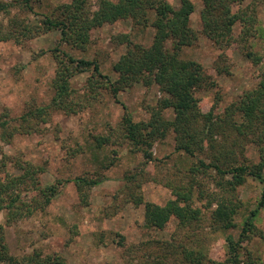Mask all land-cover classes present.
<instances>
[{
	"label": "trees",
	"instance_id": "trees-1",
	"mask_svg": "<svg viewBox=\"0 0 264 264\" xmlns=\"http://www.w3.org/2000/svg\"><path fill=\"white\" fill-rule=\"evenodd\" d=\"M48 1L0 0V14L8 19L6 23L0 21V41L23 44L44 34L60 33L57 45L49 50L57 66L50 101L43 104L30 101L17 116H12L9 110L0 112V211L6 216L5 223H0V264H69L58 253L45 254L39 250L22 257L14 256L7 244L6 227L46 212L71 181L76 185L79 204L89 207L92 190L108 179L106 171L122 159L120 149L126 148L131 154L142 153L147 163L155 162L160 159L155 157L154 146L170 134H174L176 151L193 159L184 182L171 185L174 197L165 204L147 200L142 192L146 173L145 169H140L125 173L122 192H117L115 198L122 194L127 204L143 207L144 227L149 230H164L173 218L177 220L179 231L198 228L203 208L196 201L204 198H207V209L215 206L211 216L217 228L228 231L237 227L236 215L243 206L237 197L238 188L249 177L264 182V72L258 84L243 93L222 114L215 112L217 101L205 111L203 99L197 93L208 84L209 77L204 66L185 57L183 51L194 46L200 34L220 48L247 43L257 34L258 5L264 0H252L237 11L234 7L245 0H202L200 31L191 24L196 9L193 0H177V4L171 0H70L47 8ZM44 8L47 10L42 11ZM121 20H130L137 32L151 28L154 35L149 46L137 42L132 33L118 36L119 42L127 48L113 65L117 73L115 79L102 71L98 58L77 57L60 47L85 49L94 30ZM238 23L242 24V29L236 36L234 28ZM243 50L254 64L263 60L253 50ZM86 72L91 74L80 94L73 85V78ZM136 85L158 86L164 96L156 105L148 107L149 118L137 120L125 107L116 125H107L105 132L91 133L86 145L73 151L74 156L78 152L90 153L96 166L94 171L43 184L41 176L49 169L47 160L36 163L20 155L8 154L2 147V144H12L17 136L44 133L45 126L57 112L78 115L93 103L100 102L105 94L118 100L121 92ZM168 110L173 111V116L167 115ZM231 132L242 135L244 144H256L260 156L258 162L245 156L244 146L239 153L235 149H224L223 155L220 150L223 143L217 147V136L220 135L224 142ZM8 167L17 173L10 172ZM210 184H214L218 192H207L204 186ZM117 205L109 216L123 208ZM263 206L264 190L257 207L245 218L239 237L227 236L228 251L224 261L207 257L200 249V239L195 240L194 235L178 232L172 235V240L150 239L143 240L150 243L142 241L128 246L124 236L119 234L122 238L119 244L125 250L124 264H169V256L180 253L186 264H207L206 258L209 264H258L250 253L244 262L241 250L242 244L253 236L264 239V231L254 222ZM99 240L103 241L104 236L101 235ZM151 243L164 247L163 252L158 249L149 253L147 245Z\"/></svg>",
	"mask_w": 264,
	"mask_h": 264
},
{
	"label": "rangeland",
	"instance_id": "rangeland-1",
	"mask_svg": "<svg viewBox=\"0 0 264 264\" xmlns=\"http://www.w3.org/2000/svg\"><path fill=\"white\" fill-rule=\"evenodd\" d=\"M10 1V0H4ZM70 0H49L47 8ZM177 4V0H171ZM196 4L195 12L191 16L193 28L200 31L202 23L200 12L202 0H193ZM252 0H245L236 5L234 11L250 4ZM44 8L42 11L47 10ZM257 34L250 37L248 42L233 43L229 47L220 48L212 40L200 34L199 40L192 47H187L183 55L199 61L208 75V84L198 91L197 95L203 100V109L209 110L215 101L218 102L216 113L222 114L225 109L239 100L243 93L258 84L264 72V2L258 5ZM5 15L0 14V21L8 22ZM242 24L238 23L234 30L236 36L241 33ZM138 31V30H137ZM130 20H121L113 24H106L92 32L91 42L85 49L72 48L68 45L60 46L74 56H86L101 63L102 71L115 79L117 73L113 65L126 51V44H121L118 36L131 34L137 42L147 46L153 41L154 31L148 28L145 32H137ZM117 37V38H116ZM60 38L59 32L41 35L23 44L14 41H0V112L9 110L12 116H17L25 109L26 104L34 101L43 104L50 101L53 95L52 81L56 74V63L49 51L54 48ZM243 48L251 49L263 57L259 64H254L246 56ZM42 51H49L42 53ZM90 72L78 74L73 78V85L78 93L84 92ZM214 83L213 86L210 84ZM164 96L158 86L144 87L136 85L119 94L118 100L106 96L85 108L78 115L57 112L45 127L42 134L17 136L10 145L2 144L8 154L20 155L24 159L39 163L48 161V172L41 176L43 184L57 179L69 180L75 176L94 171L96 166L88 152H78L86 145L91 133L105 132L107 125H116L125 112V107L137 120L149 118L148 107L154 106ZM173 116V111H167ZM224 142L218 137V144L223 143L220 150L223 155L226 150L237 153L244 146V154L253 162L260 159L256 144L247 142L238 133L231 132ZM122 159L110 170L106 171L108 179L95 187L91 194V204L84 207L79 204V196L73 181L66 183L63 193L54 200L46 212L18 221L6 227V239L10 252L17 257L39 250L45 254L58 253L69 264H124V247L120 246L123 235L128 246L138 244L143 240H170L172 235L183 233L194 235L200 239V249L205 255L217 261H224L227 257L229 234L238 238L243 222L250 211L257 207L262 198L264 182L249 177L246 183L237 190V197L243 202L242 208L236 215L237 227L228 231L217 228L211 216L215 208L207 209V198L196 201L203 208L202 219L198 228L178 230L177 220L173 218L164 230L147 229L144 227L143 207L127 204L124 195L115 198L117 192H122L123 177L127 171L145 169V181L142 192L147 200L158 204H165L173 198L171 185L184 182L188 173V166L192 162L191 156L176 151L174 134L154 146L155 162L147 163L142 153L131 154L126 148L120 149ZM241 154V153H240ZM236 157V156H235ZM240 160L242 157L237 156ZM10 172H16L9 168ZM4 175V174H3ZM207 192L217 191L214 184L204 186ZM218 192V191H217ZM28 195V194H27ZM120 212L112 214L116 206ZM5 213L0 211V223H5ZM254 222L264 231V206L260 208ZM78 231V234H76ZM101 235L104 240L100 241ZM172 240V239H171ZM251 240V241H250ZM245 241L242 246V259L247 261V255L258 264H264V239L261 236ZM148 242L149 241H143ZM179 242V241H178ZM191 243V242H190ZM147 245L149 253L163 248L158 244ZM192 246L198 247L191 243ZM248 255V256H249ZM182 253L167 259L169 264H186ZM208 263V259H205ZM245 264V263H243Z\"/></svg>",
	"mask_w": 264,
	"mask_h": 264
}]
</instances>
